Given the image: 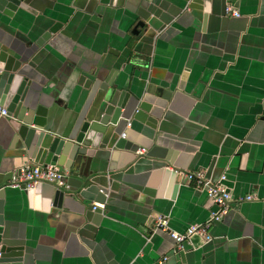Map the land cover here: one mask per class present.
Listing matches in <instances>:
<instances>
[{"label":"crops","instance_id":"crops-1","mask_svg":"<svg viewBox=\"0 0 264 264\" xmlns=\"http://www.w3.org/2000/svg\"><path fill=\"white\" fill-rule=\"evenodd\" d=\"M191 1L39 0L31 3L36 15L0 25L1 48L14 47L39 77L30 96L47 109L51 133L66 136L77 124L96 123L110 90H123L131 104L139 97L158 117L155 131L173 159L158 168L110 153L127 127L107 125L111 135L97 134L90 146L89 170L109 196L90 221V203L78 197L65 195L55 205L41 198L36 208L7 187L0 247H21L9 264H264V0H209L195 8ZM226 5L239 17L227 15ZM139 6L151 20L136 35ZM55 22L59 30L37 46ZM20 154L19 142L0 139L1 171L14 173L23 161L45 166ZM195 170L213 183L225 176L232 201L211 224L210 241L193 235L177 250L152 224L167 217L169 229L183 233L209 221L217 208L184 176Z\"/></svg>","mask_w":264,"mask_h":264},{"label":"water","instance_id":"water-1","mask_svg":"<svg viewBox=\"0 0 264 264\" xmlns=\"http://www.w3.org/2000/svg\"><path fill=\"white\" fill-rule=\"evenodd\" d=\"M38 1L0 0V25H4L6 20L12 22L22 20L23 13L36 15L37 10L31 3L36 4ZM112 1L110 0L109 4ZM191 3L194 5L190 6L195 8L196 4L205 5L209 0H192ZM135 14L140 19L133 29V34L137 35L138 28L144 29V26L150 23L151 13L139 6L135 9ZM60 27V22L49 26L38 37L36 45L42 46ZM38 83L39 77L31 72L30 64L25 57L15 53L14 47H10L9 50L2 49L0 42V110L5 112L4 115H0V139L6 140L10 137V144L13 146L17 142L20 143L22 154L17 156L20 160L25 157L36 163L42 162L45 166H56L59 170V167H62L66 172L63 183L67 188L46 182H41L34 188H25V186L17 188L25 193L29 205L33 203L39 208L41 198L50 199V203L55 205V202L57 200L60 202L65 195L74 202H76L74 198L78 197L83 202L90 203L85 205V220L99 219L104 209L94 204L105 206L109 193L107 187L101 188L100 184L94 181V175L89 170L90 161L95 154V150L90 146L98 139L97 134L101 135L100 138L102 135H111L112 132L106 130L107 125L117 127L123 124L125 128L129 124L108 149L110 153L116 150L128 157L133 156L131 163L144 159L159 164L158 168H168L173 165V159L170 157L172 153L164 146L162 134L155 131L158 117L148 113L147 106L139 97H136L131 104L130 92L110 90L109 97L105 99V105L100 110L99 118L95 120L96 123L84 121L79 126L77 124L68 135L62 136L51 133L46 128L47 109L30 96L31 88ZM122 134L125 136L122 137ZM141 149L144 153H137ZM23 162H25L23 165L27 163ZM176 170L173 167L170 171L171 178L176 177ZM70 172L75 173L76 178H71ZM11 175L12 172H2L0 167V185H5ZM224 182L222 184L225 185ZM178 187V183H175V188ZM5 189H0V225L3 220ZM20 248L0 247V264H9L13 250L21 251Z\"/></svg>","mask_w":264,"mask_h":264},{"label":"built area","instance_id":"built-area-1","mask_svg":"<svg viewBox=\"0 0 264 264\" xmlns=\"http://www.w3.org/2000/svg\"><path fill=\"white\" fill-rule=\"evenodd\" d=\"M225 13L233 17H239V13L233 9L232 6H225ZM5 112L0 110V115H4ZM129 124L127 125V127ZM125 135L122 134V137ZM137 153H144L141 149ZM185 178L195 185V188L203 191L206 194L208 201L213 204L217 209L210 215L209 221L203 224H194L189 226L183 233L171 231L168 226L167 217H157L153 224L152 230L167 231L170 238L176 243L177 250L183 249V244L193 236L200 235L206 241L211 240V236L208 234L210 226L214 222L221 221V219L228 213L230 202L232 201V195L228 188L222 184L225 180V176H221L219 181L213 183L210 179L206 178L203 170H195L184 174ZM64 173L61 172L56 166L46 165L38 166L27 164L21 167L19 170L12 173L5 185H0V189L3 188H19L25 186V188H34L41 182L56 183L60 186L67 188L66 184L63 183ZM254 197L247 196L244 198L245 201H250ZM96 207L103 208V205L96 204ZM164 258L163 260H165Z\"/></svg>","mask_w":264,"mask_h":264}]
</instances>
